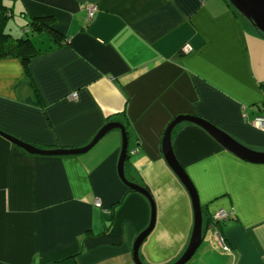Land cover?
I'll list each match as a JSON object with an SVG mask.
<instances>
[{
  "label": "crops",
  "instance_id": "crops-1",
  "mask_svg": "<svg viewBox=\"0 0 264 264\" xmlns=\"http://www.w3.org/2000/svg\"><path fill=\"white\" fill-rule=\"evenodd\" d=\"M2 3L5 33L23 38L33 19L50 16L68 42L33 35L42 53L28 71L12 44L0 46V130L42 150L77 149L122 123L125 177L156 208L141 262L175 264L194 213L164 157L165 131L177 116H195L264 151V130L252 125L264 117V35L226 0ZM122 142L114 130L86 154L45 157L0 135V264H135L152 206L119 176ZM172 146L208 222L186 264H264V163L238 158L192 123L174 129ZM221 210L228 220L212 222Z\"/></svg>",
  "mask_w": 264,
  "mask_h": 264
},
{
  "label": "water",
  "instance_id": "water-1",
  "mask_svg": "<svg viewBox=\"0 0 264 264\" xmlns=\"http://www.w3.org/2000/svg\"><path fill=\"white\" fill-rule=\"evenodd\" d=\"M231 5L247 20H249L263 35H264V0H228ZM183 123H192L202 127L207 131L215 140L221 144L225 149L236 155L238 158L251 162V163H264V151L257 152L251 150L231 137L226 133L222 132L215 125L209 123L208 121L201 119L195 116H177L167 127L163 139V154L164 157L175 173L179 178L181 183L186 188L193 207L194 213V230L193 235L190 241V244L183 254V256L175 264H186L196 253L201 242L203 240V235L205 230L208 229V222L205 221L204 212L202 210L200 198L198 191L189 178L187 172L183 166L178 161L172 146V134L174 129ZM114 130H120L122 134V150L118 163V173L122 182L129 187L131 190L141 193L146 196L152 206V218L151 223L148 228L143 231L136 239L133 247V258L135 264H143L140 258V249L142 248L144 242L152 233L155 227L156 220V208L155 203L152 200V197L147 189L139 185L133 184L127 181L125 177V165L127 159L129 158V131L122 123L119 122H110L107 123L103 128L98 132L95 138L85 147L77 149H57V150H42L28 142H25L19 138L11 136L7 133H4L0 130V135L6 140L10 141L17 147L26 151L29 154L45 157H65V156H79L88 153L96 144H98L108 133ZM207 225H206V224Z\"/></svg>",
  "mask_w": 264,
  "mask_h": 264
},
{
  "label": "trees",
  "instance_id": "trees-1",
  "mask_svg": "<svg viewBox=\"0 0 264 264\" xmlns=\"http://www.w3.org/2000/svg\"><path fill=\"white\" fill-rule=\"evenodd\" d=\"M231 8L237 12V10L226 0ZM0 11L6 12V7L0 0ZM28 32H25L23 38H14L11 35L4 32V29H0V46L6 44H12L17 50V57L25 70H29L31 62L34 58L41 55V49L37 48L33 35H46L53 42L54 46H63L68 42L65 36L60 33L54 26V19L50 16L38 17L33 19L27 26Z\"/></svg>",
  "mask_w": 264,
  "mask_h": 264
},
{
  "label": "built area",
  "instance_id": "built-area-1",
  "mask_svg": "<svg viewBox=\"0 0 264 264\" xmlns=\"http://www.w3.org/2000/svg\"><path fill=\"white\" fill-rule=\"evenodd\" d=\"M88 10V14H89V19L91 20L95 13L98 11V7L96 5H88L87 7ZM185 51H191L192 48L190 46H187L184 48ZM73 97H76V94L73 95ZM252 125L260 130H264V117H257L256 119L253 120ZM135 153V152H134ZM97 206H101V202L100 201H96ZM230 217V213L225 211V210H221L217 213H215L212 216V221L213 222H222V221H226L228 220V218ZM223 247L225 250L228 249V246H226L225 243H223Z\"/></svg>",
  "mask_w": 264,
  "mask_h": 264
},
{
  "label": "rangeland",
  "instance_id": "rangeland-1",
  "mask_svg": "<svg viewBox=\"0 0 264 264\" xmlns=\"http://www.w3.org/2000/svg\"><path fill=\"white\" fill-rule=\"evenodd\" d=\"M212 220V219H211ZM213 222V221H212Z\"/></svg>",
  "mask_w": 264,
  "mask_h": 264
}]
</instances>
